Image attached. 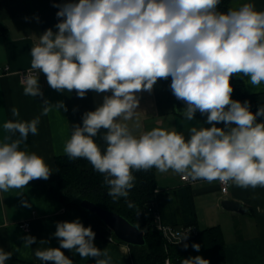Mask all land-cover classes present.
I'll return each mask as SVG.
<instances>
[{"label": "clouds", "instance_id": "obj_1", "mask_svg": "<svg viewBox=\"0 0 264 264\" xmlns=\"http://www.w3.org/2000/svg\"><path fill=\"white\" fill-rule=\"evenodd\" d=\"M220 4L221 0L53 4L59 9L58 31L54 34L47 29L31 47L30 71L20 83L25 96L43 98L38 75L33 74L42 72L57 92L75 90L78 98H85L88 91L111 93L95 111L83 114L82 126H72L63 151L71 160L86 159L102 174L103 186L113 201L124 198L129 208H135L128 199L135 185L133 171L153 168L159 173L171 170L192 181L264 188V122H257L258 117H264V106L253 114L249 101L231 98L230 83L234 76L248 77L253 87L264 83V10L246 2L220 11ZM169 77L173 96L184 103L177 109L179 114L193 121L199 112L211 127H191L187 140L182 133L160 127L134 134V129L141 127L137 94L151 93L158 80ZM53 109L68 110L64 101L52 104L44 98L39 116L4 122L0 192L49 179L53 170L41 156L27 150L26 142L30 134H38L41 116ZM11 115L18 118L19 109L13 107ZM128 121H134L133 127ZM220 123L224 127L216 126ZM98 135L106 145L103 152L94 140ZM18 195L22 197L23 192ZM21 204L30 207L26 200L21 199ZM52 236L58 239V248L34 250L41 262L74 264L61 251L66 249L82 259L92 258L94 264H114L107 248L95 246L92 227H85L79 218L57 222ZM21 239L24 246L37 243L35 236ZM187 239L188 234L180 241ZM49 242L42 239L39 244ZM183 247L187 250L189 244ZM191 247L199 252L201 246L192 243ZM12 256V251L0 249V264ZM181 264L210 262L197 255L181 260Z\"/></svg>", "mask_w": 264, "mask_h": 264}, {"label": "crops", "instance_id": "obj_2", "mask_svg": "<svg viewBox=\"0 0 264 264\" xmlns=\"http://www.w3.org/2000/svg\"><path fill=\"white\" fill-rule=\"evenodd\" d=\"M69 2L78 3L79 0H0V141L5 135L3 124L6 120L30 121L39 116L44 98L52 104L64 101L68 109L67 112L53 109L47 116H41L38 134H30L32 140L27 144V150L41 156L53 170L49 179L33 180L26 188L0 192V249L12 251L15 257L37 264H53L41 262L35 257L34 250L59 247L58 239L52 236L57 222L79 218L85 226L83 215L75 209H67L53 194L52 189L58 188L56 157L65 154L63 149L71 137V125L82 122L85 112L95 111L103 103V97L111 95L88 91L85 98H78L75 90L71 93L66 90L57 92L48 85L42 72L38 73V84L44 97L24 95L18 71L30 67L31 47L39 42V37L47 29H52L54 34L58 31L55 25L59 22L56 16L59 9L53 4ZM246 2L253 3L257 10H264V0H230V5ZM248 79L244 77L241 80L250 93H258V107L264 106V83L253 87ZM170 83V77L168 80L160 79L151 93L137 94L141 127L134 129V134L160 127L182 133L187 140L191 127H211L206 123V116L200 113H196L193 121H186L179 114ZM13 107L19 109L18 118L11 115ZM257 122H264V117H258ZM127 123L133 127L134 121ZM216 126L224 127L223 123ZM156 174L158 207L165 221L178 228L185 227L186 204L191 197L197 217L196 228L219 226L222 230L226 259L218 264H264V188L242 189L232 184L228 193L223 194L219 181H188L171 170L167 173L156 170ZM20 192H23L22 197L18 195ZM225 198L239 202L245 211L225 208L222 204ZM21 199L26 200L30 207L23 206ZM24 222H29V229L21 226ZM25 235L35 236L37 243L24 246L21 238ZM42 239L50 242L41 245L39 241ZM94 244L101 249L107 248L114 264H131L129 244L96 237ZM61 251L74 264H94L92 258L82 259L74 250Z\"/></svg>", "mask_w": 264, "mask_h": 264}, {"label": "trees", "instance_id": "obj_3", "mask_svg": "<svg viewBox=\"0 0 264 264\" xmlns=\"http://www.w3.org/2000/svg\"><path fill=\"white\" fill-rule=\"evenodd\" d=\"M228 7H231L230 0H221L219 10L226 11ZM230 83L233 87L231 98L241 103L245 100L249 101L250 111L255 114L258 109V93H250L243 80L236 76L231 78ZM175 103L176 109L184 107L182 101L177 100ZM75 124L82 126V122L72 124L71 134L72 126ZM103 131L102 129L101 132ZM31 140V135H29L26 143L29 144ZM94 140L103 152L106 147L105 142L99 135ZM21 147L23 148V145ZM56 165L59 170L58 188L52 189L55 198L62 202L67 209L79 211L83 215L85 227L90 225L96 233V238L109 240V236L113 235L115 240L124 242L116 237L96 213L81 205L83 198H89L97 204L123 215L134 225L145 231L146 242L144 245L129 244L131 264H165L167 258H170L173 264H181V260L197 255L208 259L210 264H218L221 261H225L226 252L221 228L219 226L196 228L197 217L193 198L191 197L186 204L185 216L187 220L183 224L196 229V233L193 236L186 241L170 242L164 233L156 227L154 212L149 209L151 205H154V210L161 215L156 194L157 174L155 168L148 171H133L135 185L129 191L128 199L136 207L129 208L124 198L113 201L112 197L108 195L106 186H103V175L94 171L93 166L86 159L71 160L66 154H63L56 157ZM161 218L163 223L174 226V224L172 225V223L165 221L162 215ZM184 243L189 244L187 250L183 247ZM192 243H197L201 246L199 252L191 247ZM6 264L37 263L22 260L13 255L10 260L6 261Z\"/></svg>", "mask_w": 264, "mask_h": 264}, {"label": "water", "instance_id": "obj_4", "mask_svg": "<svg viewBox=\"0 0 264 264\" xmlns=\"http://www.w3.org/2000/svg\"><path fill=\"white\" fill-rule=\"evenodd\" d=\"M222 204L227 209L237 210L240 212L245 211L239 202L232 199L225 198L222 200ZM81 205L84 208L96 213L120 240L133 245L145 244V231L134 225L123 215L109 210L89 198H83L81 200Z\"/></svg>", "mask_w": 264, "mask_h": 264}, {"label": "built area", "instance_id": "obj_5", "mask_svg": "<svg viewBox=\"0 0 264 264\" xmlns=\"http://www.w3.org/2000/svg\"><path fill=\"white\" fill-rule=\"evenodd\" d=\"M28 71H30V67H27L25 69L18 71L20 78L22 79L24 74L27 73ZM33 74L38 75V73L36 72H33ZM182 179L192 181L191 179H185L183 177ZM219 184H220L221 192L223 194L228 193L230 186L232 185L231 182H229L228 184H222L221 182H219ZM149 209L154 212V221H155L156 227L164 233L165 237L170 242H182L183 240L182 241L180 240L184 235L188 234V238H189L196 233V229L193 227L185 226V227L178 228V227H174V226L163 223L161 215L157 211L154 210V205H151ZM21 226L25 229H29L30 224L29 222H24L22 223ZM109 238L111 240H115L113 235L109 236ZM165 264H173V263L170 258H167L165 261Z\"/></svg>", "mask_w": 264, "mask_h": 264}]
</instances>
